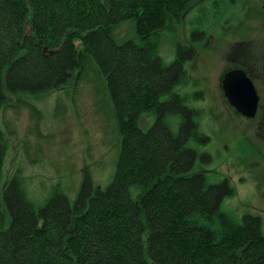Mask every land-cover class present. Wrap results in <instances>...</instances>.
Returning <instances> with one entry per match:
<instances>
[{"label":"trees","instance_id":"obj_1","mask_svg":"<svg viewBox=\"0 0 264 264\" xmlns=\"http://www.w3.org/2000/svg\"><path fill=\"white\" fill-rule=\"evenodd\" d=\"M199 0H0V113L27 105L90 63L105 79L121 148L109 186L85 178L71 203L56 188L34 207L16 172L3 189L0 264H264L259 215L221 209L228 180L207 183L190 142H206L197 109L174 86L185 75L181 50L165 63L162 30ZM133 20L136 39L115 28ZM52 50V52H50ZM155 120L146 130L144 116ZM179 117L172 131L168 116ZM7 138L0 129V168ZM203 155H200L202 158ZM1 172V169H0ZM132 183L145 185L139 199Z\"/></svg>","mask_w":264,"mask_h":264},{"label":"rangeland","instance_id":"obj_2","mask_svg":"<svg viewBox=\"0 0 264 264\" xmlns=\"http://www.w3.org/2000/svg\"><path fill=\"white\" fill-rule=\"evenodd\" d=\"M264 0H199L181 18L162 30L157 51L170 63L181 50L186 75L174 86L186 105L197 109V124L206 142H190L198 156L194 171H202L207 183L228 180L234 193L225 197L223 211L241 218L259 215L264 233ZM118 41L136 39L134 21L125 19L115 28ZM258 65L256 89L259 111L255 119L236 113L224 97L218 81L228 62ZM28 104L0 113V129L7 138L0 172V208L10 214L2 194L18 172L26 197L34 207L46 203L60 188L73 203L82 182L109 186L121 148L118 120L108 97L105 79L89 64L81 79L51 89L41 98L27 96ZM141 128L154 122L143 117ZM172 131L179 117L168 116ZM200 155H203L200 158ZM145 185L132 183L129 195L139 199Z\"/></svg>","mask_w":264,"mask_h":264},{"label":"water","instance_id":"obj_3","mask_svg":"<svg viewBox=\"0 0 264 264\" xmlns=\"http://www.w3.org/2000/svg\"><path fill=\"white\" fill-rule=\"evenodd\" d=\"M52 52V50H50ZM227 102L244 117L254 118L258 109L257 91L253 81L241 69L229 70L222 78Z\"/></svg>","mask_w":264,"mask_h":264},{"label":"flooded vegetation","instance_id":"obj_4","mask_svg":"<svg viewBox=\"0 0 264 264\" xmlns=\"http://www.w3.org/2000/svg\"><path fill=\"white\" fill-rule=\"evenodd\" d=\"M262 5L264 6V1L262 2ZM258 65H259V63H257L256 65H253L252 67H250V66H244L243 64H241V63H239V62H237V61H235V62H228V63H226V65L224 66V68H223V71H222V73L219 75V78H218V81H220V85L222 86V78H223V76H224V73L225 72H227V71H229V70H235V69H241V70H243L244 72H245V74L253 81V83H254V86H255V90L257 91V95H258V97H260V95H259V92H258V90L256 89V81H257V79H259V75L257 76V78L255 79V77H256V74H255V68L256 69H258L259 70V68H258ZM263 66H264V64H263ZM224 93V92H223ZM224 97H225V93H224ZM260 100H258V102H259ZM259 106H260V102H259V104H258V109H257V114H256V116L259 114L258 113V111H259ZM256 117H254L253 119H255Z\"/></svg>","mask_w":264,"mask_h":264}]
</instances>
